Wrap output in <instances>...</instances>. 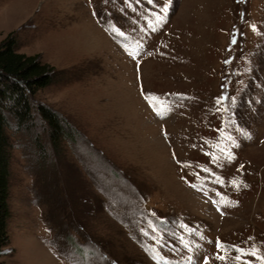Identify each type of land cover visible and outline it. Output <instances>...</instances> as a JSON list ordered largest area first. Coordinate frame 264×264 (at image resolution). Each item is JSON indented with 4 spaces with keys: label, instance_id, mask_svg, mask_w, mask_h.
<instances>
[{
    "label": "rangeland",
    "instance_id": "obj_1",
    "mask_svg": "<svg viewBox=\"0 0 264 264\" xmlns=\"http://www.w3.org/2000/svg\"><path fill=\"white\" fill-rule=\"evenodd\" d=\"M165 2L0 0V43L55 74L7 131L0 264H101L81 230L112 264H264V0Z\"/></svg>",
    "mask_w": 264,
    "mask_h": 264
},
{
    "label": "trees",
    "instance_id": "obj_2",
    "mask_svg": "<svg viewBox=\"0 0 264 264\" xmlns=\"http://www.w3.org/2000/svg\"><path fill=\"white\" fill-rule=\"evenodd\" d=\"M54 76V69L42 64L38 55L27 56L18 53L12 36L9 35L0 43V255L9 243L7 222L10 217L8 205L10 140L7 131L12 124L18 128L31 125L33 122L31 98L38 90L49 86ZM37 113L44 123L46 137L52 147L59 145L61 140L73 143L78 139L79 134L52 110L40 106ZM113 175L117 174L113 172ZM72 210L71 220L75 219ZM71 222L70 225L78 226L76 221ZM79 234L83 237L82 246L71 236L67 239L77 254L84 252L85 261L98 259L101 264H112L114 259L105 255L101 248L89 240L84 231L81 230ZM55 244L54 242L56 248Z\"/></svg>",
    "mask_w": 264,
    "mask_h": 264
},
{
    "label": "snow or ice",
    "instance_id": "obj_3",
    "mask_svg": "<svg viewBox=\"0 0 264 264\" xmlns=\"http://www.w3.org/2000/svg\"><path fill=\"white\" fill-rule=\"evenodd\" d=\"M148 2L152 3L153 0H148ZM170 4H171V0H166L164 6L160 9V11L163 13V15H157L156 16V24H162V23L165 22V20L167 18V13H168ZM253 28L255 29V26H253ZM152 30L155 31L156 30L155 27H153ZM117 34L118 35H123L122 32H118ZM232 42L235 43L236 41L233 40ZM130 55H131V53H130ZM133 58H135V57H133ZM157 114L159 115L160 113H157ZM204 171H207V169H205ZM217 247H220L219 243H217ZM251 255H253V256L256 255V250L255 249L252 251ZM220 259H223V257H220ZM236 259H239V257H237ZM257 259H261L262 261H264V258H261V257H257ZM189 260H191V257H189Z\"/></svg>",
    "mask_w": 264,
    "mask_h": 264
}]
</instances>
